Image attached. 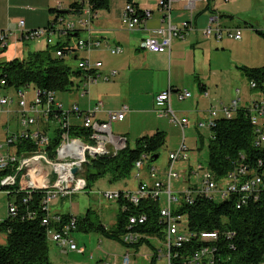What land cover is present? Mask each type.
Returning a JSON list of instances; mask_svg holds the SVG:
<instances>
[{
  "label": "built area",
  "instance_id": "2783aa9c",
  "mask_svg": "<svg viewBox=\"0 0 264 264\" xmlns=\"http://www.w3.org/2000/svg\"><path fill=\"white\" fill-rule=\"evenodd\" d=\"M89 1V0H88ZM183 0H160L159 9L167 17V26L150 30L147 38L144 40V47L151 53L164 54L170 53L171 42L173 37H182V31L188 28V24H184L182 31L171 24V9L175 2ZM190 9L198 0H186ZM83 4V3H82ZM60 10V8H58ZM150 11H145V19H142L132 5L126 4L121 15V24L127 30L140 29L151 17ZM56 15V14H55ZM59 16L55 23L47 28H41L33 31L24 30V21L19 22L22 28L20 37L24 41H40L45 39L46 44L50 47L56 46L58 43H69V37L77 35L82 30L89 27L94 12L87 7L79 15ZM74 17V19H70ZM237 32V33H235ZM203 36L207 40L221 42L223 37L239 40L241 31L234 29H224L219 24L218 15H211L209 25L203 30ZM13 35L9 30L0 31V48H5L8 39ZM66 38V41L60 39ZM57 39V40H56ZM60 40V41H58ZM103 46L101 41H90L86 39L78 40L75 49L69 54L64 53L60 49L55 51L58 58L72 56L76 52L90 53L95 48ZM112 55H120L123 49L109 47ZM102 63L92 61L84 57L78 60L77 69L81 71V76L74 80V89L81 98L89 94V90L100 84L101 82H109L118 75V72L112 70L108 74L101 73ZM6 86L5 81H0V88ZM251 91H257V85L249 82ZM29 89V88H28ZM71 93V92H70ZM241 90H235V98L229 104H223L219 107H211L208 110V116L204 122L198 124V128L214 129L219 119H232L240 110H246L249 123L254 133V145L257 148L264 146V98L242 102L240 95ZM264 95V91H260ZM24 92L16 91L17 105L21 108V125L24 130L6 131V142L0 143V186L5 189L16 187L18 193H26L30 196L34 191L45 192L43 199L44 210L48 215L43 220V224L49 227L48 240L59 246L62 253L79 252L86 253L84 247H78L73 238L74 232L77 230V219L71 218L66 224H62V218L59 214H52L49 209L50 204L58 198H67L69 195L84 191L88 188L87 180L84 177L85 167L95 161L88 154V145H97L103 152V158L116 157L121 151L127 148V139L124 136L114 134L112 125L114 123L123 122L128 107L123 106L120 111L108 112L107 119L102 121L96 118L97 113L103 110V103L97 102L92 109L81 111L78 104H73L71 108L65 109L62 102L56 97L55 92L50 91L43 94L41 90L34 87L33 101L27 102ZM173 90L161 92L156 97L155 107L157 115L160 118H168L170 122L178 125L182 133L189 125L187 118L178 117L171 108V97ZM177 97L180 101H185L191 97L188 91H177ZM208 98V93L203 94ZM14 100L11 99L10 103ZM249 102V103H248ZM1 107L8 106L7 99L0 100ZM79 122L78 126L73 125L72 121ZM76 128L84 130L78 136H72V131ZM214 139L213 135L211 136ZM20 139L28 141L29 145H33V151L19 152L17 144ZM57 140L58 147L53 151H49L52 142ZM27 146V145H26ZM53 154V156L51 155ZM168 167L165 172V183L158 179L156 167H153L152 161L143 156L142 160L135 163L134 170L137 172L139 185L134 192L116 191L100 193L109 201H117L123 196L124 200L137 205L142 199H151L161 203V217L164 219L166 226V248L168 249L167 261L171 259L170 249L172 247H181L183 242L188 239V231L186 227V218L184 216H173L174 209L180 207V204H193V197H208L210 199H218L220 201L235 195L236 206L238 209L247 206L250 202H256L260 196L264 195V171L258 173L249 165L241 162L235 166L223 179L217 180L214 173L207 165L197 163L186 171L177 170V163L187 164L189 162V148L182 142L178 150L173 151L168 157ZM243 161V158H241ZM45 164L50 165L51 172H46ZM147 169L149 182H145L140 177V173ZM76 174H73L74 170ZM187 174V175H186ZM185 175L195 178V184L185 185L184 189L173 190L174 181L180 182L184 180ZM42 179V186H35V179ZM72 188L69 189V184ZM195 187V189H194ZM4 192V191H3ZM8 194V191H5ZM178 193L179 197L175 194ZM165 198V203L161 202V198ZM27 199H25L26 202ZM10 214L16 213L15 205H12L8 211ZM32 216V215H31ZM145 217L139 222L145 221ZM136 224V219H130V225ZM194 237L202 242L218 241L221 237L233 238L234 232L217 233V232H200L192 233ZM138 234H128L127 241L136 240ZM214 252L211 247H203L197 251L188 264H215ZM92 259V257H91ZM130 263V256L124 258V264ZM104 264V262L100 263ZM264 264V262H263Z\"/></svg>",
  "mask_w": 264,
  "mask_h": 264
},
{
  "label": "trees",
  "instance_id": "16d2710c",
  "mask_svg": "<svg viewBox=\"0 0 264 264\" xmlns=\"http://www.w3.org/2000/svg\"><path fill=\"white\" fill-rule=\"evenodd\" d=\"M112 1L115 0H89L88 8L96 13L109 9ZM123 1L132 5L142 19L146 18L145 11L140 10L132 0ZM206 1L209 9L212 0ZM82 10L84 5L79 3L72 4L70 10L66 12L58 10L49 26L53 25L59 16L81 13ZM218 17L221 18L219 14ZM256 32L264 37L261 31ZM57 49L66 54L74 50L70 44L58 43L54 47L48 46L44 50L30 54L27 59L0 63V81L6 82L4 88L20 91L34 86L43 94L50 91L55 92L56 95L70 93L74 87V80L81 76V71L67 64L65 58H58L54 54ZM240 70L249 82L256 83L257 91H264V67H242ZM199 85L203 94L207 93L202 83ZM83 132V129L76 128L71 135L78 136ZM211 132L214 139L212 137L210 139L209 159L206 165L217 180L223 179L241 162L258 173L264 171V146L255 147L254 133L246 110L238 111L232 119L217 120V126ZM165 144L164 132H156L152 136L138 139L133 149L127 146L115 158H96L89 154L95 161L87 166L89 169L85 172L88 188L91 187V183H95L107 174L113 176L112 182L129 178L136 162L142 160L143 156L154 162L156 156L159 158V152ZM58 145L56 140L48 150L53 151ZM17 146L19 152L33 151V145L22 139ZM1 191L9 192L6 194L8 211L12 205H15L16 213L8 212L7 218L0 221V231L7 236L6 244L0 245V264H52L49 255V227L43 224V220L48 215L43 205L45 192L38 190L28 196L26 193H18L16 187ZM116 202L119 213L117 223L111 229L104 226L98 216L91 215V212L84 217L70 213L61 214L62 224L66 225L71 218L77 219L76 231L84 228L82 232H97L106 239L120 243L127 249L124 258L130 254V250L138 251L141 246L147 244L154 251L151 264H157L160 257L154 243L165 244L167 241L166 223L161 217V203L142 199L137 205H133L124 200L123 196ZM173 216L186 218L185 229L188 231V239L181 247L171 246L169 264H188L189 259L203 247H211L215 250V264H263L264 195L260 196L258 201L250 202L247 206L238 209L235 195L220 201L195 194L193 204H180V207L174 209ZM132 217L136 219V224L133 226L130 225ZM144 217L145 221L140 223L139 221ZM200 232H234L236 235L233 238L221 237L218 241L202 242L192 234ZM128 234H138V236L136 240L127 241Z\"/></svg>",
  "mask_w": 264,
  "mask_h": 264
},
{
  "label": "crops",
  "instance_id": "0c3cea01",
  "mask_svg": "<svg viewBox=\"0 0 264 264\" xmlns=\"http://www.w3.org/2000/svg\"><path fill=\"white\" fill-rule=\"evenodd\" d=\"M132 1L140 10L152 13L140 29L130 31L121 24V15L126 7V2L115 0L112 1L109 9L94 13L88 28L72 36L77 40L86 39L103 43V46L91 50L90 53H74L72 56L73 62H78L81 58L87 57L92 61L102 63L101 73L103 75L112 70L118 72V75L109 82H101L92 87L89 94L84 98H81L73 88L72 104L76 103L81 111H87L94 108L95 104L101 101L103 110L97 113L96 118L102 121L107 119L108 112H117L123 106H127L129 110L125 114L124 121L112 125L114 134L126 137L127 146H129L130 140L137 141L140 138L152 136L156 132L164 130L163 121L165 120L157 115L155 107L156 97L161 92L171 88L173 90L171 97L172 110L178 117L188 119L189 125L187 128L190 127L189 118L191 120L194 118L191 128L198 129V124L205 121L206 116H203L204 113L212 106L219 107L223 105V103L215 105L217 100L214 86H218L219 82L226 79V73L231 71L228 65L231 63L235 65L236 69L240 70L243 65L247 67V64H251L246 61L247 59L244 56L238 54L234 48L243 44L242 34L239 40L225 36L221 42L204 38L202 33L209 25L211 14L221 16L219 24L224 29L240 30L241 32V20L251 32H253V29L259 31V27H256V25L261 26L260 22H264V0H212L209 9H207L208 2L206 0L196 1L192 9H190L188 1H178L172 5L171 24L181 31L185 23L189 27L182 31L183 38H172L170 53L155 54L149 52L143 43L150 30L167 26V17L159 9L160 0ZM74 3H83L84 10L88 7V0H0V31L9 30L13 33L8 39V44L12 43L16 46L20 43L24 47L21 57L17 56L15 51L12 59L20 58V60H24L30 54L48 47L45 39H41L39 42L30 40L27 44L23 43L26 41L20 37L22 30L19 27L20 21H24V30L47 28L54 19L59 6L60 11L66 12L70 10V6ZM72 16L74 15L72 14ZM60 40L64 42L66 38ZM8 44L5 48H0V53L7 49ZM116 46L123 49L122 54L112 55L110 53L109 47ZM72 48L75 49V45H72ZM223 58H227L228 61L223 62L221 60ZM167 62L168 65L166 66ZM176 69L184 70V81L175 80L174 70ZM199 83H202L209 95L208 98L204 97ZM182 87L184 89H181ZM185 90L191 93V97L185 101H180L176 92ZM240 90L243 92L242 89ZM242 95L243 93H241L240 98L243 102L246 98ZM182 102L186 105L180 107L179 103ZM174 106L177 110H174ZM18 118L19 127L21 124ZM202 118L203 120H201ZM72 123L75 126L79 125L76 120H73ZM8 130L10 129L7 127L6 131ZM208 131L211 139L212 132L209 129ZM195 143L197 144L196 140ZM202 144H204L203 141ZM197 163H201L198 153L194 154L189 147V162L183 164L185 166L183 170L186 171ZM144 170V176H147L148 170L146 168ZM186 175L184 185L195 184V182H191L193 177ZM146 179L142 180L148 182V179L147 181ZM135 190L129 191L134 192ZM68 213L77 216L72 212ZM52 244L61 251L57 244ZM102 262L103 260H99L98 264Z\"/></svg>",
  "mask_w": 264,
  "mask_h": 264
},
{
  "label": "rangeland",
  "instance_id": "374dc122",
  "mask_svg": "<svg viewBox=\"0 0 264 264\" xmlns=\"http://www.w3.org/2000/svg\"><path fill=\"white\" fill-rule=\"evenodd\" d=\"M70 19H74V17H70ZM245 19V18H244ZM238 21V20H237ZM236 21V22H237ZM249 21V20H247ZM260 25H256L259 27V31L264 34V22H260ZM241 34L243 35V44L241 46H235L236 52L241 56H244L249 63L247 64L249 68H262L264 67V37L259 35L254 29L253 32L246 28V24L241 20ZM67 40V39H66ZM77 38H70V45H75L77 43ZM30 41H26L23 43H29ZM45 42V41H42ZM7 49H4L0 53V63H7L14 59V53L16 51L17 56L23 54L24 50L23 45L18 43V45L8 44ZM26 47V46H25ZM16 49V50H15ZM215 57V56H214ZM18 59V58H15ZM20 59V58H19ZM66 63L69 64L72 68L77 69V63L73 62L70 56L65 57ZM223 62L228 61L227 58L221 59ZM168 65V62L166 66ZM231 66V67H230ZM246 67V66H242ZM228 68L231 69L230 72L226 73V79L219 82L218 86H214L215 98L217 100L216 106L223 103L229 104V102L235 98V90L242 89L243 97L246 99L243 100L244 103L247 100H251L252 98L261 99L264 98L263 94H260V91H251L249 88V80L242 76V72L239 69L235 68V65L229 64ZM184 70L176 69L174 70L175 80L184 81L183 75ZM220 75V74H219ZM179 86V85H177ZM180 87V86H179ZM181 89H184L183 87ZM21 92L26 94V101H33L34 98V86H31L29 89H22ZM57 99L62 102L65 109L71 108L72 104V91L71 93H58L56 95ZM250 97V98H249ZM249 98V99H248ZM7 99L9 102L8 106L1 107L0 105V143H5L6 141V129L16 131H23L24 129L20 126L18 127V121L21 123V108L17 105V97L16 90L13 88H1L0 89V100ZM11 99L14 100L13 103H10ZM179 102V101H178ZM249 103V102H248ZM180 107L186 105L184 102L179 103ZM174 110L177 108L174 106ZM208 112V111H207ZM206 112V113H207ZM205 116H208V113ZM203 117V118H204ZM189 118V117H188ZM203 118L201 120H203ZM190 119V127L186 128L185 133H182L181 128L170 122L168 119L164 118L163 121V129L166 136V144L159 152V158L152 162V166L156 167V173L158 179L165 183V172L168 167V157L170 152L176 151L181 146L182 142L185 145L192 149L194 154L198 153L200 162L202 164H207L209 159V144H210V134L209 128H198L193 129L192 121ZM204 122V121H202ZM8 124V126H6ZM197 141V144L195 143ZM202 141L204 144H202ZM136 145V141L130 140L129 146L130 148H134ZM203 145V146H202ZM92 155V154H90ZM94 156V155H92ZM96 158H100L103 156H94ZM107 158H115V157H107ZM184 163H178L176 165L177 170L181 171L184 169ZM89 168L85 167V171ZM46 172H51V167L48 164H45ZM143 170L140 173V177L142 179L147 178L148 182L150 181L149 177L144 176ZM147 171V170H146ZM146 179V181H147ZM194 179V180H193ZM113 176L111 174L105 175L103 178L98 179L95 183H91V187L87 188L84 191L74 193L73 195H69L67 198H58L54 200L49 209L53 213H68L72 212L77 216L84 217L88 215L90 212L93 216H98L100 221L104 226L111 229L115 227L117 223L119 206L116 201H109L105 199L100 193L104 192H116L118 190L129 191L137 189L139 184V179L137 178V172L132 171L129 178L124 180L120 179L116 182H112ZM191 182H195V178L191 179ZM35 186H42V179H35ZM173 190L176 189H184V180L182 179L180 182L174 181L172 184ZM0 186V190H4ZM178 197V193H175ZM161 202L165 203V198H161ZM8 216V200L6 193L0 192V221L4 220ZM85 230L84 228L81 231L74 232V240L78 247H84L86 249V253L82 254L79 252H70V253H62L58 250L54 245L49 243V255L52 264H98L99 260H103L104 264H123L124 254L127 252V249L118 242L106 239L101 234L97 232L85 233L82 232ZM7 241V236L0 231V245H5ZM154 246L158 249L159 259L157 264H168L167 261V248L163 243H154ZM130 264H151L152 257L154 256V251L147 244H144L139 248L138 251L130 250ZM92 257V259H91Z\"/></svg>",
  "mask_w": 264,
  "mask_h": 264
},
{
  "label": "bare ground",
  "instance_id": "6f19581e",
  "mask_svg": "<svg viewBox=\"0 0 264 264\" xmlns=\"http://www.w3.org/2000/svg\"><path fill=\"white\" fill-rule=\"evenodd\" d=\"M58 8H60V6ZM88 154H92L94 156H103L102 150L99 149L97 145H88Z\"/></svg>",
  "mask_w": 264,
  "mask_h": 264
},
{
  "label": "water",
  "instance_id": "95a60500",
  "mask_svg": "<svg viewBox=\"0 0 264 264\" xmlns=\"http://www.w3.org/2000/svg\"><path fill=\"white\" fill-rule=\"evenodd\" d=\"M157 159H158V156H156L155 159H154L153 161H156ZM76 173H77V170L75 169V170L73 171V174H76ZM68 188H69V189L72 188V184H71V183L69 184Z\"/></svg>",
  "mask_w": 264,
  "mask_h": 264
},
{
  "label": "flooded vegetation",
  "instance_id": "af4514ba",
  "mask_svg": "<svg viewBox=\"0 0 264 264\" xmlns=\"http://www.w3.org/2000/svg\"><path fill=\"white\" fill-rule=\"evenodd\" d=\"M84 177H85V174H84ZM86 179V178H85Z\"/></svg>",
  "mask_w": 264,
  "mask_h": 264
}]
</instances>
